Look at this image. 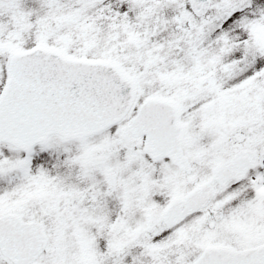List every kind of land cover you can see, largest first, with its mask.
Here are the masks:
<instances>
[{
  "label": "snow or ice",
  "instance_id": "6c2138e0",
  "mask_svg": "<svg viewBox=\"0 0 264 264\" xmlns=\"http://www.w3.org/2000/svg\"><path fill=\"white\" fill-rule=\"evenodd\" d=\"M0 264H264V0H0Z\"/></svg>",
  "mask_w": 264,
  "mask_h": 264
}]
</instances>
